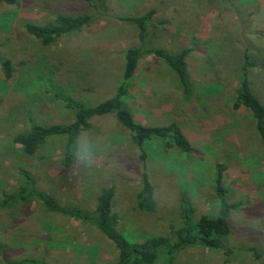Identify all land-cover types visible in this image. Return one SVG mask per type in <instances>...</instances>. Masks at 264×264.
I'll return each mask as SVG.
<instances>
[{"label": "rangeland", "instance_id": "1", "mask_svg": "<svg viewBox=\"0 0 264 264\" xmlns=\"http://www.w3.org/2000/svg\"><path fill=\"white\" fill-rule=\"evenodd\" d=\"M149 11L147 46L173 53L190 48L187 62L194 91L185 98L176 71L148 55L141 59L127 101L142 123H180L193 151L167 149L164 139L154 138L142 146L144 162L131 132L113 117L101 116L92 118L90 128L81 133L97 146L92 164L77 157L70 166L63 163L65 135L49 137L33 155L24 152L14 139L34 123L74 119V110L57 93L89 105L115 94L123 79L124 53L138 43L136 25L120 18ZM58 15H88L91 21L51 46L27 32L28 23L45 25ZM245 52L252 62V88L264 103V0L0 2V56L11 60L13 69L6 77L0 64V264L119 260L113 242L92 222L34 203L1 205L6 194L23 184L20 168L32 172L39 187L68 208L94 211L102 189L114 187L119 230L131 241H143L179 228L183 204L191 205L196 218L217 215L218 164L226 166L227 200L241 203L230 218L229 253L190 246L178 253L177 262L264 264V149L251 113L232 107ZM144 172L155 189L157 209L151 212L137 205Z\"/></svg>", "mask_w": 264, "mask_h": 264}, {"label": "trees", "instance_id": "2", "mask_svg": "<svg viewBox=\"0 0 264 264\" xmlns=\"http://www.w3.org/2000/svg\"><path fill=\"white\" fill-rule=\"evenodd\" d=\"M93 1L104 3L106 0ZM0 2L15 4L17 0H0ZM152 14L153 11H149L142 15H130L120 18L136 25V40L138 43L128 47L124 53L123 79L116 86L115 94L97 105H89L72 96L57 93L65 101L66 107L74 110V119L70 122L34 123L27 132L18 134L14 139L15 142L22 145L24 152L33 155L49 137L65 135L67 141L63 163L70 166L74 163L76 157L75 144L77 137L84 130L90 128L92 118L101 116L113 117L131 132L132 140L141 147V158L144 162L147 154L142 146L146 141L154 138L164 139L167 149L177 147L186 153L193 151L192 141L180 123L176 120L168 123H142L136 119L127 101L130 97L132 81L137 77L141 59L148 55H154L164 60L176 71L185 98H190L194 91L187 62L190 48H183L180 52L173 53L163 47L147 46L149 27L152 25ZM90 21L91 17L88 15H58L54 22L45 25L28 23L26 29L28 33L39 38L45 46H51L64 36L83 30L89 25ZM244 55L245 62L239 85L235 90L236 98L232 107L236 110L245 108L251 113L254 118V129L256 128L264 149V103L252 88L249 77V68L252 62L249 60L248 52H245ZM0 64L3 67L5 76L11 77L13 73L11 60L0 56ZM212 95L213 97L216 96L215 91ZM225 168L224 164H218L215 175L216 190L220 200V207L216 216L204 213L196 218L191 205L188 203L183 204L181 211L182 225L179 228L172 230L170 235L151 236L143 241H131L119 230L120 216L113 209L114 187L102 189L94 211L68 208L57 203L52 196L42 190L32 172L20 168L19 173L24 179L23 184L16 191L6 194L1 205L27 207L34 203L45 206L47 209L64 216L92 222L116 247L119 258L116 264H178V253L190 246L200 245L211 249H221L226 254L229 253L226 237L231 233L230 218L233 211L241 203L230 202L226 198L228 190L224 186ZM154 191V186L150 182L148 174L144 172L142 187L137 194L138 208L148 212L157 209ZM20 218L22 217L16 219ZM227 263V260H224L218 264ZM8 264L45 263L35 259H23L20 262L10 261Z\"/></svg>", "mask_w": 264, "mask_h": 264}, {"label": "clouds", "instance_id": "3", "mask_svg": "<svg viewBox=\"0 0 264 264\" xmlns=\"http://www.w3.org/2000/svg\"><path fill=\"white\" fill-rule=\"evenodd\" d=\"M97 152V146L93 143L88 135L77 137L75 144L76 157L85 164H92Z\"/></svg>", "mask_w": 264, "mask_h": 264}]
</instances>
